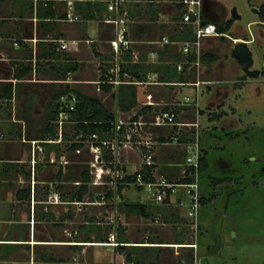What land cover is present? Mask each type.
Listing matches in <instances>:
<instances>
[{
	"label": "crops",
	"instance_id": "crops-1",
	"mask_svg": "<svg viewBox=\"0 0 264 264\" xmlns=\"http://www.w3.org/2000/svg\"><path fill=\"white\" fill-rule=\"evenodd\" d=\"M262 4L254 10L257 14ZM122 10L130 48L117 53L111 40L118 23L104 21L106 15L115 17V14L109 13L102 1L0 0V264H193L194 257L200 253L214 255L209 246L212 243L204 244L202 238L209 232L212 237L213 230L209 228L213 229L214 220L219 226L216 199L222 196L225 186L237 189L239 182L238 168H231L232 162L223 151L224 138L229 139L244 129L237 98L231 103L229 100L232 90L240 92L255 79L246 76L232 57L231 49L238 39L250 37L241 38L247 35L239 26L231 30L239 18L229 16L216 0L202 1V18L218 24L232 17L234 20L226 33L233 31L229 34L233 40L205 37L198 54L185 53L182 49L185 42L194 39V32L192 24L183 20L187 7L181 0H125ZM258 20L260 32L255 39L253 31L251 42L260 44L264 21L260 17ZM164 37L167 42L163 41ZM197 60L198 66L193 63ZM180 63H184L182 70L177 68ZM27 66L31 71L18 77V72ZM88 68H92L95 77H77ZM231 73L235 74L233 78L229 77ZM177 76L182 79H176ZM196 80L204 82L188 84ZM101 83H111L112 90H101ZM120 83L136 88L137 102L128 110L121 109L112 96ZM157 85L172 89L169 90L175 92L174 102L163 105L149 100L145 89ZM261 89L252 84L253 92L260 94ZM72 91L96 96L105 106L101 96H109L112 107L106 108L115 116L110 122L149 121L159 112L169 110H174L181 120L197 122V127L192 126L181 135L179 143L167 144L162 135L154 138L157 162L153 166L157 175L181 179L186 169L183 161L186 143L197 133L206 167L198 174L203 201L196 248L182 245L193 241L191 222L182 210L185 202L182 189L162 203L155 202L135 185L122 184L120 190L117 188L122 203L115 199L116 191L112 190L114 196L106 207L112 216L114 212L117 215L106 226L110 229L106 236L104 228L101 230L87 217H81L87 204L75 203L72 193L78 188L74 181L81 179L82 170H86L76 159L84 147L69 148L75 143L72 142L74 131L79 128L66 123L61 141L31 143L58 139L55 121L56 137L41 138L40 132L47 122L53 97L63 92L58 99L60 106L61 96ZM204 93L209 94L205 112L200 107ZM140 95L143 97L139 98ZM186 96L190 100L186 101ZM205 114L211 125L201 128V117ZM216 144L224 154L211 156L209 149ZM140 147L120 148L115 159L124 171L140 163ZM64 155L72 161L64 163ZM229 170L227 174L221 173ZM215 171H221V175L212 176ZM204 173L210 176L208 183L200 182ZM206 184L212 186L208 192L203 188ZM53 187L58 189V202L51 201ZM73 204L79 208L73 209ZM224 208H228V203ZM223 223L219 230L220 237L225 239ZM93 244L96 246L90 247ZM104 247L110 249L111 256L104 257L107 255ZM56 249L61 250L59 254ZM87 252L92 253L91 261ZM75 259L80 263L72 261ZM199 264L210 263L201 258Z\"/></svg>",
	"mask_w": 264,
	"mask_h": 264
},
{
	"label": "rangeland",
	"instance_id": "rangeland-1",
	"mask_svg": "<svg viewBox=\"0 0 264 264\" xmlns=\"http://www.w3.org/2000/svg\"><path fill=\"white\" fill-rule=\"evenodd\" d=\"M221 3L225 8V11L229 16H231L232 9L236 10V13L240 16L239 19H235L233 22V27L231 30H234L237 26L241 29H244L247 36H241V38H248L251 36L250 33L256 39L259 32L258 29L261 27L259 23V16L254 11L257 6L264 3V0H216ZM258 11V10H257ZM262 41L260 44L252 43L249 44L252 53H253V65L252 68H257L261 70L263 67V54H264V28L262 27ZM251 31V32H250ZM233 31H230L231 35ZM235 37V36H234ZM240 37V36H237ZM233 41H231L232 43ZM229 46V44H228ZM231 46V44H230ZM92 68H88L87 72H82L81 76L78 78H87L95 77L94 72L91 73ZM92 74V75H91ZM264 75V74H263ZM262 74L256 77L254 80L250 81V86H243L242 91L238 92L237 89L232 90V96L230 97L229 103L237 98V103L239 104V115L243 121L244 129L243 132H235L232 134L231 138H224L226 140V147L222 152V149L219 148V145H214L215 149H209L211 156L224 154L232 162L231 168L237 169L239 182L237 183V189L231 186H225L222 192V196L216 199L215 205L217 207V214L220 217L219 226L213 222V229L209 228V231L213 230L212 237L209 232L202 238V242L212 243L209 246L212 248L210 251L214 255H205L198 254L200 260L203 258V261H209L210 264H264V82L262 81ZM235 76L234 73L229 75L230 78ZM229 78V79H230ZM256 83L262 89L259 93H255L251 90L252 84ZM249 85V84H248ZM90 89L92 90L91 86ZM95 89V87H94ZM166 87L165 85H157V87H150L145 89L147 93V98L153 101L154 103H164L174 102L175 92L171 93L172 89ZM237 92L238 95L237 96ZM99 95V94H97ZM101 96V95H100ZM209 94L204 93L200 97V107L203 109V112L207 110L205 105V100L208 98ZM103 102L108 108H111L112 102L109 96H101ZM143 96L140 95L139 98ZM165 105V104H163ZM225 109L228 105L226 104ZM208 114V113H207ZM201 128H206V126L211 125V121L208 120L206 114L201 117ZM68 129V127H67ZM154 129V128H153ZM165 129L162 128L161 131ZM189 129V128H188ZM155 130V129H154ZM167 132V130H164ZM221 144V143H219ZM218 146V148H216ZM82 157H79V162L81 168H86L84 163L83 155H88V148L83 149ZM76 159H78L76 157ZM75 159V160H76ZM156 160V158H155ZM157 162V160H156ZM230 167V166H229ZM132 169V168H131ZM212 170V169H211ZM129 171V170H128ZM221 171L214 172L212 176H219ZM231 172L225 171L221 172L223 175ZM221 175V174H220ZM207 173H204L200 176V182L208 183ZM176 180V179H173ZM228 184V183H227ZM205 191H210L208 184L203 185ZM211 188V189H210ZM92 192L91 195L87 196L85 200H96L95 192L103 191L102 185H92L90 188ZM220 192V191H218ZM227 197H230L228 199ZM120 199V203L123 202V199ZM228 203V208H224V205ZM87 204V208L82 210L81 217L85 216L88 220L92 221L93 225L98 226L101 230L104 228V235L110 233V229L106 228L109 225V222L112 219H115L116 213L111 214V210L107 209L106 206L110 205V201H106L105 204ZM78 204H73L72 208L76 209ZM84 205V204H83ZM210 207V205H208ZM184 213H187V206L182 207ZM85 213V214H84ZM223 214V215H222ZM79 217L80 215L77 214ZM217 218V217H216ZM204 222L206 220H203ZM223 223V230L225 232V239L220 237V223ZM104 226V227H102ZM191 227V226H190ZM106 229V230H105ZM192 229V227H191ZM215 236V241H212V238ZM92 245L90 247H95ZM109 247V246H108ZM105 248L104 257L111 256V251L107 247ZM89 252L92 251V248H88ZM60 249H56L57 254L60 253ZM88 254V258L92 260V253ZM202 254V255H201ZM73 262H79V259L72 260ZM89 261V262H90Z\"/></svg>",
	"mask_w": 264,
	"mask_h": 264
},
{
	"label": "built area",
	"instance_id": "built-area-1",
	"mask_svg": "<svg viewBox=\"0 0 264 264\" xmlns=\"http://www.w3.org/2000/svg\"><path fill=\"white\" fill-rule=\"evenodd\" d=\"M98 1L104 2L108 12L115 14V17L106 15L104 21L107 23H118L117 32L111 40L114 50L117 53L128 50L130 48L128 27L126 19L121 15L124 13L122 10V3L125 0ZM202 1L203 0H181V3L187 7L186 13L183 15V20L192 24L194 32V39L185 42L182 46L183 52L185 53L195 52L198 54L202 40L205 37L218 36L233 40L229 34L220 32L216 23L203 20L201 12ZM68 16L69 19H71L72 13H68ZM74 18H76V16H74ZM250 34V39H246L245 41L251 42L254 40L252 33ZM163 41L167 42L168 39L164 37ZM193 63L198 66L200 61L197 60ZM183 64H178L177 68L182 70ZM201 82H204V80H196L194 82L189 81L188 84L198 85ZM60 99L61 103L55 120L58 139L34 140L31 141L32 145L36 142L41 144L52 141H61L63 138V125L66 123H76L71 117V113L76 107V96L74 94L62 95ZM185 99L186 101L190 100V97L186 96ZM192 126L197 127V122L181 120L174 110H169L159 112L149 121L128 120L125 122L124 120H119L117 122H110L101 130L85 132L81 128L78 132L74 131V140L72 142L79 143L84 148H88V155H83V157L84 163L86 164V170L89 172V181L86 182L89 189L92 185H102L103 187V191L95 192L96 200L87 201L84 198L81 201L74 202L81 204L87 202H90L91 204H105L106 201H109L110 198L114 196L112 190L116 191L115 199L116 197L119 199L117 188L122 184L135 185L144 189V191L157 203L164 202L171 196L175 195L179 189H182L185 193L184 205L187 206V217L191 222L193 230V241L182 245L196 248L199 209L201 207L198 166L202 155L197 133H195V136L191 141L186 143V155L183 160L186 169L183 171L182 178L189 177V181L168 179L165 176L157 175V172L153 171V166L155 164L154 146L157 143L154 138L162 135L165 137L164 139L167 141L165 143L167 144L179 143L181 135H183L184 132H187L188 128H192ZM164 127V130H167V132L164 130L161 131ZM133 146H142L138 153L140 163L134 165L133 169L126 172L122 169L121 164H118L115 156L120 152V148ZM37 148L42 150L41 146H37ZM83 152V149L78 151L77 162H79V157H82ZM34 161L35 159H32L33 163ZM70 161L72 160H70L69 157H66L65 155L63 156L64 163ZM148 167H151V171L149 172L146 170ZM81 183V179L74 181L75 185H80ZM108 191L112 192L110 198L106 197ZM50 192L52 193L51 196H54L51 201L58 202V189L53 187L50 189ZM87 194L88 193H86V195ZM199 260V257L195 256L193 264H199Z\"/></svg>",
	"mask_w": 264,
	"mask_h": 264
},
{
	"label": "trees",
	"instance_id": "trees-1",
	"mask_svg": "<svg viewBox=\"0 0 264 264\" xmlns=\"http://www.w3.org/2000/svg\"><path fill=\"white\" fill-rule=\"evenodd\" d=\"M258 15L261 18V21H264V4H262L259 7ZM233 20L234 19L231 17L228 20L224 21L223 23H218L217 24L218 30L220 32L226 33L227 30L230 28ZM30 71H31V67L27 66L24 69H21L18 72L17 76L21 77L22 75ZM260 74L263 75L264 70H260L259 75ZM177 78L178 80L182 79V77H179V76H177L176 79ZM100 88L101 90L108 92L112 90L113 85L111 83H101ZM135 89H136L135 85L128 84V83H120L117 86L116 90H114V92L112 93V96L115 98L118 106L121 109L128 110L136 104L137 94H136ZM9 91L11 92L10 87H9ZM62 93L63 92H60L58 94V97L57 95L53 97V99L50 102L49 116L46 117L47 122L44 125L45 127L40 132L41 138H45V136L46 137H50V136L56 137L57 132H56L54 121L56 120L57 114L59 111L58 99ZM71 93L75 94L77 98L76 107L71 113L72 119L76 121L75 123L76 129L82 128L85 132L101 130L105 128L110 123V121L114 119L115 117L114 114L106 108V106L102 103V101L98 97L83 94L77 91H72ZM79 129H77L76 132H78ZM79 146L80 144L72 143L69 146V148L74 150V149H77ZM205 165L206 164L204 161V155H201L199 166H198V171L201 172L206 167ZM146 170L148 172L151 171V167L146 168ZM69 180L71 181L72 179L70 178ZM81 180H82V183L78 185L77 186L78 188L75 190V192L72 193L73 201H81L83 200L82 198L84 197L86 193H88L87 196L91 195L92 193L88 187V184L86 183L89 181V172L87 170H82ZM180 180L189 181V178L184 177V178H181ZM122 186L123 185H120L118 190H120ZM106 197L107 198L111 197V191L107 192ZM200 200L202 203L203 198L200 197Z\"/></svg>",
	"mask_w": 264,
	"mask_h": 264
},
{
	"label": "water",
	"instance_id": "water-1",
	"mask_svg": "<svg viewBox=\"0 0 264 264\" xmlns=\"http://www.w3.org/2000/svg\"><path fill=\"white\" fill-rule=\"evenodd\" d=\"M231 14L233 18H240L235 9H232ZM231 55L236 59L237 63L241 65L242 70L247 77H258L260 70L257 68H252L253 57L247 41L239 40L235 42L231 49Z\"/></svg>",
	"mask_w": 264,
	"mask_h": 264
}]
</instances>
